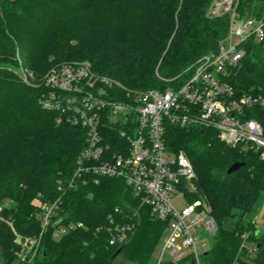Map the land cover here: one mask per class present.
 <instances>
[{
    "label": "trees",
    "instance_id": "16d2710c",
    "mask_svg": "<svg viewBox=\"0 0 264 264\" xmlns=\"http://www.w3.org/2000/svg\"><path fill=\"white\" fill-rule=\"evenodd\" d=\"M209 4L210 0H0V62L18 65L20 56L39 83L53 65L88 60L95 72L120 83L121 92L174 87L187 80L191 65L217 50L227 34L228 19L209 16ZM239 11L264 19V0H241ZM230 81L237 94L264 95V42L250 41ZM44 90L0 66V264H115L120 256L132 264H153L167 222L141 206L123 179L103 177L99 183L59 190V181L68 180L75 170L86 131L59 122L57 111L44 108ZM247 111L264 126L263 109ZM166 136L169 149L185 151L195 167L198 192L189 193L190 200L208 199L218 224L201 263L232 264L240 255L242 264H264V230L242 220L233 229L224 224L238 210L252 211L264 192L260 152L229 145L208 129L169 124ZM235 162L245 165L228 173ZM59 197L62 220H81L86 227L61 238H55L50 227L36 256L24 259L14 229L38 237L45 204ZM5 200L11 203L5 205ZM111 213L120 222L135 223L130 240L113 260L119 246L109 245ZM244 232H250L253 253L241 252Z\"/></svg>",
    "mask_w": 264,
    "mask_h": 264
},
{
    "label": "built area",
    "instance_id": "2783aa9c",
    "mask_svg": "<svg viewBox=\"0 0 264 264\" xmlns=\"http://www.w3.org/2000/svg\"><path fill=\"white\" fill-rule=\"evenodd\" d=\"M240 1L210 0L208 15L226 17L227 34L217 50L197 59L188 69L190 77L174 87L121 92L120 83L95 72L88 60L53 65L39 83L18 56L20 70L16 72L22 81L45 88L43 107L57 111L59 122L86 131L75 170L68 180L59 181V190L75 189L91 181L99 183L103 177L123 179L141 206L148 207L154 218L167 222L161 254L154 264H202L198 243L205 238L201 239V231L214 235L218 229L208 199L188 198L196 170L185 151L169 149V124L215 131L227 144L256 149L264 159L262 120L247 111L264 110V95L237 94L230 81L250 41L264 42V19L243 15ZM61 205L62 197L45 204L40 235L25 238L24 259L36 256L50 227L55 238L86 227L81 220L63 221L59 216ZM115 211L122 213L119 208ZM109 219V245L123 246L134 233L135 223L120 222L113 213ZM249 237L250 232L242 234V253L255 250L249 246ZM167 254L173 262L163 261ZM232 264L242 263L236 259Z\"/></svg>",
    "mask_w": 264,
    "mask_h": 264
},
{
    "label": "rangeland",
    "instance_id": "374dc122",
    "mask_svg": "<svg viewBox=\"0 0 264 264\" xmlns=\"http://www.w3.org/2000/svg\"><path fill=\"white\" fill-rule=\"evenodd\" d=\"M0 66H7L9 69L14 70L15 72L17 70H20L19 64L18 65H15V64L13 65V64H7L6 62H0ZM25 68H28V67H25ZM16 73H18V72H16ZM195 182H196V179L193 181L192 185H190V187H191V189L193 191L192 193H197L198 192V187H197V185H196ZM188 198L190 200V197H188ZM9 203H11L10 200H5V202H4L5 205H8ZM251 213L254 214V215H256L255 222L257 223V225L255 223L247 220L246 218L249 219V217H248L249 215L246 216V218H245V216H244L245 214H243L242 210H238V212L235 215V217H228L225 220V223L226 224L225 223L224 224L226 226H228V227H233L235 225L236 221H237V218H238V221L239 220H242L244 222H251L254 225L253 227H255L257 229L264 230V192L261 193V195L259 196L257 205L255 206V208L252 210ZM236 225H237V223H236ZM236 225H235V227H236ZM14 233H16V242L20 246L19 251H18V253L20 254L22 252L23 245L25 243V238H28V236H25V235H22V234L18 233L17 231H15V229H14ZM165 236L166 235H164V237ZM61 237H63V236H61ZM61 237H59V238H61ZM164 237H162L161 241L157 245V248H156L155 253H154L155 258L156 257H160L161 250H162V247H163ZM200 237H201V239L205 238V239L201 240L198 243L199 252L200 253H203V252L207 251L211 247V244H212L214 235L212 233L209 235L207 232L201 231ZM29 238L34 239L35 237H30L29 236ZM253 244L254 243H252V242L249 241V246L250 247L254 248V245ZM238 258L241 260V256L240 255H239ZM163 261L165 263L173 262L172 258L169 257L168 254L164 257ZM115 264H132V263L128 262L122 256H120L117 259V261H116ZM153 264H154V262H153Z\"/></svg>",
    "mask_w": 264,
    "mask_h": 264
},
{
    "label": "water",
    "instance_id": "95a60500",
    "mask_svg": "<svg viewBox=\"0 0 264 264\" xmlns=\"http://www.w3.org/2000/svg\"><path fill=\"white\" fill-rule=\"evenodd\" d=\"M245 165V162H235L234 164L231 165V167L228 169V173H233L234 171L240 169L242 166ZM259 232V230L257 231V233ZM123 249V246H120L115 252L114 254L111 256V260H113ZM46 253L44 252V255Z\"/></svg>",
    "mask_w": 264,
    "mask_h": 264
},
{
    "label": "crops",
    "instance_id": "0c3cea01",
    "mask_svg": "<svg viewBox=\"0 0 264 264\" xmlns=\"http://www.w3.org/2000/svg\"><path fill=\"white\" fill-rule=\"evenodd\" d=\"M257 205V204H256ZM255 208V207H254ZM253 208V209H254ZM252 211H250V212H248V213H246L244 216H245V218H246V216H248L249 217V219L248 218H246L247 220H249V221H251V222H253V223H255L256 225H257V223L255 222V218H256V215H254V214H252L251 213ZM237 221H238V218H237ZM237 221H236V223H237ZM227 222V221H226ZM236 223H235V225H236ZM226 224V223H225ZM235 225L233 226V227H228V226H226L225 225V227L227 228V229H233V228H235Z\"/></svg>",
    "mask_w": 264,
    "mask_h": 264
}]
</instances>
